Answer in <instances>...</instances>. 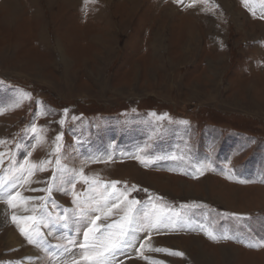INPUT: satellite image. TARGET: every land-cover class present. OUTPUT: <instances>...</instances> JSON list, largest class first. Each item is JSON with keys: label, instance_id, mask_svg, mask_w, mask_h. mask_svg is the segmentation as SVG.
<instances>
[{"label": "rangeland", "instance_id": "1", "mask_svg": "<svg viewBox=\"0 0 264 264\" xmlns=\"http://www.w3.org/2000/svg\"><path fill=\"white\" fill-rule=\"evenodd\" d=\"M0 142V264H264V0H0Z\"/></svg>", "mask_w": 264, "mask_h": 264}, {"label": "snow or ice", "instance_id": "2", "mask_svg": "<svg viewBox=\"0 0 264 264\" xmlns=\"http://www.w3.org/2000/svg\"><path fill=\"white\" fill-rule=\"evenodd\" d=\"M63 122V121H62ZM57 139L59 140L60 137L58 136ZM2 143V142H0ZM2 155L0 154V159H2ZM23 171H27L28 175H31V169H23L22 166V173ZM22 179L25 177L22 174ZM55 179V176H53ZM113 184L119 182H112ZM113 201L112 207H116L117 204L115 201L119 200V196L110 197ZM131 205H135L137 202L132 200L129 202ZM105 208H108L109 205L106 203L104 205ZM111 209H109L110 211ZM133 212V209L129 207L128 213L124 217H122L120 223L116 226V231L108 232V234L101 240L97 239L99 234V228L91 227L84 233L85 242H88L90 239L92 243L89 245L91 249L95 251V255L93 257V264H112V260L115 256L119 253L124 251L127 248L135 247V241L138 237L135 235L136 232L145 231L146 229H159L161 226H165L170 222V218L164 215L163 213L153 214L152 216H146V224L142 225L141 227L133 228L134 218L130 213ZM16 217H13L14 222H16ZM22 220H28L31 218H21ZM96 219H100L99 216ZM96 221L93 220L92 224L95 225ZM21 234L24 235L28 240L29 243H33L32 239V231L21 227L20 228ZM91 233V237H90ZM140 247L143 248L144 244L141 243ZM155 251L157 252H167V249L156 248ZM174 255H183L182 253H171Z\"/></svg>", "mask_w": 264, "mask_h": 264}, {"label": "bare ground", "instance_id": "3", "mask_svg": "<svg viewBox=\"0 0 264 264\" xmlns=\"http://www.w3.org/2000/svg\"><path fill=\"white\" fill-rule=\"evenodd\" d=\"M225 3H226V2H225ZM3 214H4V213H3ZM1 216H2V210L0 209V218H1ZM0 220H1V219H0ZM0 222H1V221H0ZM6 240H7V242H8L11 246H14V247L24 248V246H25V245H22V244L19 242L17 235H16L14 232H12V231H10V232H8V233L6 234ZM150 246H151L150 243L146 245V247H150ZM24 249H25V248H24ZM28 252L33 253V252H31V251H28ZM28 252H27V253H28ZM33 255H34V254H33ZM34 257H35V255H34ZM127 264H132V263H127Z\"/></svg>", "mask_w": 264, "mask_h": 264}]
</instances>
